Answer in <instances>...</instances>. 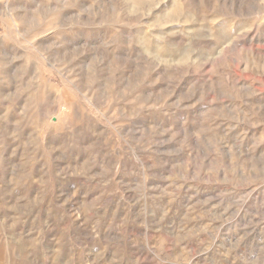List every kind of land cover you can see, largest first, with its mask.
I'll return each instance as SVG.
<instances>
[{
    "label": "rangeland",
    "instance_id": "rangeland-1",
    "mask_svg": "<svg viewBox=\"0 0 264 264\" xmlns=\"http://www.w3.org/2000/svg\"><path fill=\"white\" fill-rule=\"evenodd\" d=\"M185 2L0 0V264H264V0Z\"/></svg>",
    "mask_w": 264,
    "mask_h": 264
},
{
    "label": "bare ground",
    "instance_id": "bare-ground-1",
    "mask_svg": "<svg viewBox=\"0 0 264 264\" xmlns=\"http://www.w3.org/2000/svg\"><path fill=\"white\" fill-rule=\"evenodd\" d=\"M176 4H177V2H175ZM179 3V2H178ZM175 5V4H174ZM183 6L186 8V9H188L189 8V4L187 3V2H185V0H184V3H183ZM175 7H177V6H175Z\"/></svg>",
    "mask_w": 264,
    "mask_h": 264
}]
</instances>
